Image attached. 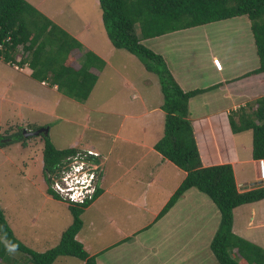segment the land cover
<instances>
[{
  "label": "rangeland",
  "instance_id": "374dc122",
  "mask_svg": "<svg viewBox=\"0 0 264 264\" xmlns=\"http://www.w3.org/2000/svg\"><path fill=\"white\" fill-rule=\"evenodd\" d=\"M27 1L55 23L62 25L70 34L77 35L86 47L98 53L107 63L103 70L98 69V81L85 101L63 97L64 103L57 108L59 118L54 120L57 124H53L50 132V138L57 148H66L71 140L75 142L83 134L85 138L81 146L88 138L99 141L102 138L101 142H108L107 136L98 133L96 128L113 132L117 123L124 119L123 116H130V110L136 112L133 110L136 108L138 112L142 111L140 102L135 103L130 98L134 93L130 84L138 88L147 98L148 104L153 102V95L160 96L158 76L147 71L138 56L111 44L97 0ZM144 43L163 55L185 89L213 85L257 65L250 22L245 16L168 33L146 39ZM18 73L0 60V96L3 85L9 78L16 79ZM220 87L193 97L189 105L191 112H207L212 115L264 95V73ZM25 94L19 86H13L8 97L18 100ZM7 105L14 106L0 97V133H12L16 127L26 129V125L19 123L15 117L21 110ZM221 115L225 119V113ZM63 117H71L74 123ZM142 120L146 122L143 118L140 122ZM86 123L89 127L87 129L84 125ZM129 125L130 121L125 119L122 132H126ZM31 138L32 143L27 148L22 147L20 142L0 148V206L15 236L29 248L44 251L58 243L61 232L72 222V215L62 199L44 200L40 194V190L46 186L41 170L44 141L39 135ZM251 141V130L234 135L240 159L234 174L241 190L261 185L253 184L256 182L257 166L252 162ZM121 144L117 142L116 145L119 147ZM74 147L81 148L78 145ZM117 147L108 163L112 164L109 166L112 167V174L117 172L113 164L120 153V147ZM129 157L126 155L125 161ZM97 161L89 160L91 164H100L98 173L101 172L99 174L103 180L105 168L99 158ZM244 180L247 183H243ZM122 184L124 181L111 187V191L124 192L128 186L126 182ZM113 196L112 193L102 195L81 217L85 223V233L93 243L91 246H94V250L102 247L97 256V264H219L209 242L218 227L220 214L216 205L203 192L190 188L181 200L178 199L155 222L152 220L155 216L144 208L138 209ZM161 205L160 202L157 204L158 210L163 208ZM252 210L256 212L255 221L260 213L264 216V201L236 207L233 210V229L238 235L264 247V227L248 228L254 216ZM112 242L110 247L106 246ZM23 256L13 251L14 258ZM52 264L84 262L75 257L63 256Z\"/></svg>",
  "mask_w": 264,
  "mask_h": 264
},
{
  "label": "trees",
  "instance_id": "16d2710c",
  "mask_svg": "<svg viewBox=\"0 0 264 264\" xmlns=\"http://www.w3.org/2000/svg\"><path fill=\"white\" fill-rule=\"evenodd\" d=\"M101 19L111 44L138 56L149 72L159 79L164 111L163 133L154 148L186 172L158 217L164 215L190 188L206 194L216 205L220 220L209 242L219 264H264V247L233 231V210L243 204L264 199V185L239 189L230 163L205 165L195 137L190 115V100L224 84L264 73V0H97ZM245 16L250 22L257 65L239 75L206 87L185 89L163 55L144 41L168 33ZM77 50L75 53H72ZM78 50L81 54L78 53ZM0 59L12 65H28L31 77L47 80L70 98L85 101L97 82L105 61L27 0H0ZM233 134L252 132L251 156L264 157V95L233 109L228 114ZM7 132V130H6ZM43 176L45 191L61 200L51 188L63 162L76 154L77 148L58 149L47 135H42ZM9 138L8 141H2ZM31 137L22 135V128L0 133V148L11 143H25ZM99 154L94 159L101 162ZM101 193L97 186L93 198L84 203L67 204L72 222L59 237L58 243L44 251H35L23 244L10 227L0 206V263L52 264L57 258L70 256L84 264H97L76 238L83 225L81 214ZM13 251L24 256L13 257ZM25 257V258H24Z\"/></svg>",
  "mask_w": 264,
  "mask_h": 264
},
{
  "label": "crops",
  "instance_id": "0c3cea01",
  "mask_svg": "<svg viewBox=\"0 0 264 264\" xmlns=\"http://www.w3.org/2000/svg\"><path fill=\"white\" fill-rule=\"evenodd\" d=\"M60 26L63 27L62 25ZM71 35L77 38V35L72 33ZM77 39L80 41L79 38ZM82 46L84 51L91 50V48L86 47L83 43ZM76 51L77 50H74L72 53H75ZM78 53L81 54L79 50ZM94 53L99 56L98 53ZM0 60L3 61L2 59ZM5 64L13 67L19 73L15 76L16 79H14V77L9 78L5 85H3L4 89H2V95L0 97L14 105L12 107L7 105L9 108L21 110V112L16 113L15 117L17 120H19V123L26 125V130L48 127V132L46 135L50 138V132L54 126L53 124H57V121L54 120H58L59 118V115L57 114V108H59V106L64 103L65 100H63V97H70L60 92L56 85L49 84L47 80L38 81L33 79L31 77V69L28 67V65H20L18 63H13L12 65L9 63ZM106 64L107 63L105 62L103 66ZM103 66L100 68L101 70H103ZM91 71L98 75L100 74L97 68H92ZM261 74L253 76L256 77ZM253 76L249 77L252 79ZM249 77L245 78L250 79ZM18 79H20V81L16 82ZM125 82L128 83L130 80H126ZM130 85L134 92L130 98L135 101V103L140 102V104L143 106L142 111L138 112L136 108L133 109L136 112L130 110V116H123L122 118L124 119L117 123L118 125L114 128L115 131L113 132L107 129L103 130L96 128L95 130L98 133L101 132L107 136L108 142H101L103 141L102 138L100 141L88 138V140H84V145L81 146V141L85 138V134H83L82 137H79L75 142L74 139L71 140V142H69L66 147L71 148L78 145V147H81L79 149L87 148L96 150L99 154H101L100 158L102 159V166L105 168L104 179L102 180L100 178L98 181L99 187L101 188V193L89 206L84 208L81 217L84 215L85 210H87L90 206L92 207L99 197L104 194L112 193V196L114 194V196L118 197L121 202H126L127 204L130 203L132 206L138 209L144 208L146 212L152 216H155L154 219H152L153 222H155L164 216L158 217L161 209H157V204L160 202V204H162L161 206L164 207L186 174L184 170L176 166L169 159L162 156V154L154 148L155 143L158 141V139H160L163 133L164 111L161 108L163 102L162 92L159 97L153 95V102L148 104L147 98L144 97L138 88H133L132 84ZM181 85L183 86L182 83ZM13 86L15 88L19 86L24 94H28H25V96H22L21 99L18 100L14 97H8V92L13 89ZM221 88L223 87L221 86L220 89ZM71 99L73 98H70V100ZM246 103L247 102L240 103L238 106L235 105L232 109L217 111L212 115L208 114L207 112H204V114H202V112L194 114L190 110L189 118L193 121L197 145L201 154V159L205 165L230 163L233 167V170L235 171L236 166L240 163L238 152L239 149L234 143V135L236 134H233L231 131L228 121V114L231 110L236 109L237 107ZM222 113H225V119L222 117ZM63 118H65V120H71L74 123V119H70L71 117ZM141 118L146 119V122L143 123V120L140 122ZM86 119L88 118L86 117ZM125 119L126 121H130L131 125H129V128L126 132H122ZM145 124H147L146 126L148 128L145 126ZM84 125L86 129L89 128L87 123ZM31 139L32 138L27 139L24 144L21 143V146L24 148L30 146L32 143ZM50 140L52 139L50 138ZM52 142L54 144L53 140ZM117 142L122 144L119 146L120 153L113 163L117 167V172L112 174V167H109L110 165L112 166V164L109 165L108 163L110 162L113 150L115 147H117ZM128 146L131 149H129ZM126 155L130 156L127 161H125ZM32 160H34V158ZM252 162L255 164V159L252 158ZM41 164V170L43 174V159L41 160ZM107 165L108 169L105 167ZM256 171L257 170H255V174ZM43 181L45 183L44 177ZM122 181H124V184L126 182L125 185L128 186V189H124V192L120 193L112 192L111 187H114ZM235 181L236 184H238L236 177ZM243 183H247V181L244 180ZM244 185L245 184H243L242 187ZM45 188L46 186L43 189L40 188V194L44 197V200H54L55 198L46 193ZM187 191H185L178 199L181 200L184 194H187ZM262 200L264 201V199ZM252 212L254 213V216L249 221L248 228H263L264 216H262L260 213L258 219L255 221L256 212L255 210H252ZM117 218H119V216ZM82 221L83 225L78 231L76 238L84 245L90 255L96 256V261L98 263L97 256L102 251L100 250L102 247L94 250V246H91L93 245L92 241L85 233L86 230L84 220L82 219ZM121 233L123 236H125L123 232ZM112 244L113 242L108 243L106 246L110 247ZM91 248L93 250H90Z\"/></svg>",
  "mask_w": 264,
  "mask_h": 264
},
{
  "label": "built area",
  "instance_id": "2783aa9c",
  "mask_svg": "<svg viewBox=\"0 0 264 264\" xmlns=\"http://www.w3.org/2000/svg\"><path fill=\"white\" fill-rule=\"evenodd\" d=\"M98 155L99 153L95 150L83 149L67 157L63 162L64 166L53 179L51 188L67 204H82L93 198L96 188L99 186L98 181L101 178L99 173L101 172L98 173L100 164H91L89 160H93ZM255 164L257 166L255 184L264 185V157L255 159Z\"/></svg>",
  "mask_w": 264,
  "mask_h": 264
},
{
  "label": "water",
  "instance_id": "95a60500",
  "mask_svg": "<svg viewBox=\"0 0 264 264\" xmlns=\"http://www.w3.org/2000/svg\"><path fill=\"white\" fill-rule=\"evenodd\" d=\"M47 132H48V127H40V128L35 129V130L22 129V135L24 137L37 136L40 134L46 135ZM6 140H9V139H3L2 141H6ZM253 184H255V183H253Z\"/></svg>",
  "mask_w": 264,
  "mask_h": 264
},
{
  "label": "clouds",
  "instance_id": "9594fccd",
  "mask_svg": "<svg viewBox=\"0 0 264 264\" xmlns=\"http://www.w3.org/2000/svg\"><path fill=\"white\" fill-rule=\"evenodd\" d=\"M83 149H87V148H83ZM83 149H80V150H83ZM93 150V149H92ZM96 151V150H95Z\"/></svg>",
  "mask_w": 264,
  "mask_h": 264
},
{
  "label": "flooded vegetation",
  "instance_id": "af4514ba",
  "mask_svg": "<svg viewBox=\"0 0 264 264\" xmlns=\"http://www.w3.org/2000/svg\"><path fill=\"white\" fill-rule=\"evenodd\" d=\"M7 139H9V138H7Z\"/></svg>",
  "mask_w": 264,
  "mask_h": 264
}]
</instances>
